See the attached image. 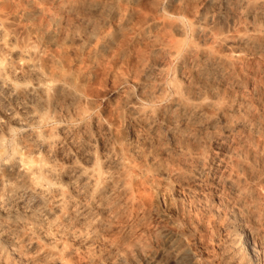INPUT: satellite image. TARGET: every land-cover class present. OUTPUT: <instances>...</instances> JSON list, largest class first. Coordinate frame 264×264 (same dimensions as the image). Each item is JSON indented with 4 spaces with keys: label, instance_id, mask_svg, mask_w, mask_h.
Here are the masks:
<instances>
[{
    "label": "rangeland",
    "instance_id": "rangeland-1",
    "mask_svg": "<svg viewBox=\"0 0 264 264\" xmlns=\"http://www.w3.org/2000/svg\"><path fill=\"white\" fill-rule=\"evenodd\" d=\"M259 1L0 0V17L6 20L5 24L11 31L7 29L15 33L16 38L18 36L20 46L23 43L36 45L37 63L39 68L44 67L41 72L45 69V78L58 79L57 82L67 78L66 86L73 92L62 95L58 101L61 115L72 116H66L64 120L58 115L61 121H49L40 130L47 128L56 133L60 126L68 128L65 133L75 130V149L94 153L98 167L104 170L112 169L109 157L119 153L138 164L133 165L131 172L128 171L131 174L126 172L127 177L124 172L123 177L127 178L126 184L129 180V186H122L115 195L113 193L106 198L107 203L103 205H111L108 208H100L95 200L85 211V218L72 220L75 224L69 222L72 223L70 228L68 224L64 227L52 226L58 233L53 228L54 232L49 233L38 228L40 230L37 229L33 242L38 240L40 247L33 249L32 242H27L22 234L13 237L15 232L10 233L8 236L12 240L8 242L14 244H1L4 248L0 246V264H150L153 259L158 264H177L175 256L184 258L183 264H243L244 261L246 264H264V49L261 48L264 47V9L257 8L255 11ZM240 4L245 5L242 8ZM246 4L249 5L247 9ZM251 32L255 34L252 35L255 41L252 39L250 42L253 44L244 45L247 48L251 45V49L226 50L220 44V39L235 40L246 33L251 36ZM258 35L262 44L256 40ZM252 47L258 49L256 55L257 49ZM203 52L207 57L202 56ZM214 54L222 56L224 61L226 59V68L220 65L226 72L216 68L218 72L214 69L212 74L207 75L215 62H211ZM218 56L215 58H220ZM206 64L210 66L206 68ZM54 73H58L59 77ZM181 96H185L183 102H196L197 106L200 103L207 105L210 100L211 106L215 104L201 111V126L199 122L197 124L198 118L192 110L175 107V98L182 99ZM237 106L243 111H238ZM79 109L82 111L77 113ZM244 110L247 112L245 115ZM83 111L82 123H85L82 125L76 117ZM234 113L238 114L237 117L233 116ZM221 114L224 119L231 118L233 121L226 122L228 125L233 126L236 120L240 127L244 123L243 129L235 131L241 130L240 136L233 132L235 135L231 133L233 135L227 138L229 140L222 139L220 132L224 123H220V119L223 121ZM243 116L249 119H243ZM205 117L208 118L205 120ZM71 118L73 121H69ZM179 118L186 124H181ZM4 124L0 122V126ZM172 124L177 130L171 127ZM186 126H189L188 129ZM217 126L222 128L215 129ZM211 127L212 130H208ZM190 129L195 131V135ZM10 131V137L3 144L9 154L14 140L18 141L22 138L20 134L23 135L14 128ZM73 143L68 146L70 152L67 146L62 147L66 148L63 149L65 152L62 148L58 149L60 154L63 153L61 158L57 155L60 167L70 166L73 160L68 157L79 155V149L78 153L72 151L75 155H71ZM137 146L140 149L136 154L134 147ZM206 156L212 159L208 160ZM79 157H75V162ZM203 161L210 163L207 164L209 167ZM200 167L209 169L204 170V176L194 180L192 173ZM133 169H139L137 177ZM230 176L234 184H230ZM24 198L27 200L28 196ZM24 198L26 207L38 202L36 198L35 201L29 197L34 200V203H29ZM11 203L14 204V200L5 211L17 214ZM42 209L40 212H43ZM16 219L22 221L20 216ZM44 236L51 239L46 241ZM239 244L244 247L242 254L234 252Z\"/></svg>",
    "mask_w": 264,
    "mask_h": 264
},
{
    "label": "bare ground",
    "instance_id": "bare-ground-1",
    "mask_svg": "<svg viewBox=\"0 0 264 264\" xmlns=\"http://www.w3.org/2000/svg\"><path fill=\"white\" fill-rule=\"evenodd\" d=\"M261 1V0H260ZM259 3L258 6H256L253 9H255V11L257 10V8H263L264 9V2L262 1V3ZM249 4V3H248ZM245 6V8L247 9V5ZM255 4V3H254ZM245 4H243L244 6ZM251 5V4H250ZM242 5L240 4V7ZM242 6V8H243ZM249 6V5H248ZM252 8V7H251ZM250 11V8L248 9ZM261 10V9H260ZM259 11V10H258ZM257 11V12H258ZM263 11V10H262ZM248 13V15L250 14V12L246 11ZM246 12H244L246 14ZM252 12V11H251ZM254 12V11H253ZM256 13V12H255ZM259 13V12H258ZM263 12H261L262 14ZM254 14V13H253ZM257 14V13H256ZM2 17V16H1ZM0 17V122L2 124L5 123L4 125L0 126V246H3L2 248H4V245H1L2 243H6L8 242V240H12L10 239V237L8 236L10 233H14L12 234L13 237L16 234H22L23 238L26 239L27 242H32L31 246L33 247V249L35 247H40L39 241L37 240V242H33L35 240V233H37L38 230H42L46 229L49 233V231H52L51 228H53L52 226L54 225H59L61 227L67 226L69 227V222L72 223H76L73 222L72 220H78V219H83L85 218L84 213H86L85 211L88 209L89 210V205L91 204V202L97 200V202L100 204V208L101 206H104L103 204L105 203V200L108 196H112V194L114 193V195L116 194V191H120L122 189V186H129L128 185V181L126 184V179H124L123 175L124 172H128L133 168V165H138L136 163L133 162V160L131 159H125L123 158L122 154L119 155L116 152V156H112L109 157V163L112 164V169L110 170H104L102 168H99L97 165V161L95 156L93 155L94 153H85L84 149L78 148L80 150L79 155H80V159L78 160V162L76 161L77 156H79L77 154V156L74 153H78V149H75L76 145L74 146L73 140H75L76 138V134H74V131L71 132L69 130V132L71 133H65L67 132L66 130H68V128L66 129L65 127L58 128L59 131L58 132H53L50 129H43L40 130V128L44 125H47L49 123V121H61L62 118H66V116H62L61 112L59 111L58 108V101H60V97L62 95H69L71 94V90L66 86V82L67 81L65 78V80L59 79L60 82L54 81V79L49 80V78H45V69L43 71V73L41 72V70H43L42 68H44L43 66H41L42 68H39L38 65V59L37 58V54L36 51L37 49H35V47L30 46L28 44L30 43H23L22 46H20L21 44L18 43V36L17 38L14 36L16 35L15 33L12 34V32H10L11 30L8 28V26L6 25L7 22L6 20L4 21V18ZM6 23V24H5ZM7 26V27H6ZM10 30H8V29ZM252 30V29H251ZM250 32V31H248ZM252 33V32H251ZM251 36H248L246 34L245 35H241V36H245L246 38L243 37H238L235 40H229V39H223V40H219L221 41V45H223L225 47L226 50H238V51H244L246 49H244V45L248 44L250 42V40H254L255 38L252 35L255 34H251ZM257 35V34H256ZM251 37V38H248ZM253 37V38H252ZM258 36H256V40H258ZM48 38V37H47ZM262 38V37H261ZM25 41V40H24ZM262 41V40H260ZM258 43H261V42ZM264 41V38H263ZM250 44H253L250 42ZM254 44H256L257 46V42H254ZM262 44V43H261ZM259 45V44H258ZM264 46V44H262ZM261 45V46H262ZM222 46V47H223ZM251 45H248L247 49H251L250 47ZM259 50L262 48L264 49V47L260 48V45L258 46ZM254 48V47H252ZM257 49V48H254ZM255 50V55L256 52L258 51ZM249 52V50H247ZM251 51V50H250ZM261 51V50H260ZM259 51V52H260ZM205 52V51H204ZM204 52L202 53V56H206L207 54L209 55V53L207 52V54L205 55ZM252 52V51H251ZM254 52V50H253ZM262 52V51H261ZM260 52V53H261ZM258 53V52H257ZM259 53V54H260ZM41 54V53H40ZM212 54V53H211ZM210 54V55H211ZM253 55V54H252ZM42 56V55H41ZM213 57H211L213 59V61L211 60V62H214V64H212L210 66L207 65L206 68H208V66H210V68L208 69V74H212L211 71L212 70H216V68L218 69H223L222 67L224 66V63L226 61H224V58H215L217 57L215 54L213 55ZM40 57V55H38V58ZM207 57V56H206ZM41 59H39L40 61ZM43 62H41L42 64ZM203 63V62H202ZM223 63V64H222ZM40 64V63H39ZM40 64V65H41ZM228 63H226L227 65ZM220 65L222 66L220 68ZM215 67V68H214ZM226 68V67H225ZM225 68L222 70L223 72L225 71ZM196 69V68H195ZM197 70V69H196ZM203 70V69H202ZM204 69V73H205ZM220 70V72H221ZM49 71V70H48ZM198 71V70H197ZM196 72V71H195ZM213 72V71H212ZM215 72V71H214ZM216 72H218V70H216ZM219 72V73H220ZM226 72V71H225ZM62 72H60V75ZM199 73V71H198ZM202 73V72H201ZM58 74V73H57ZM57 74H53V75H57ZM222 74V73H221ZM194 75V74H192ZM214 75V74H213ZM217 74H215L214 76L216 77ZM223 75V74H222ZM48 76V75H47ZM52 76V75H51ZM201 76V75H200ZM206 76V75H205ZM220 76V75H219ZM49 77V76H48ZM57 77H59L57 75ZM210 77V76H209ZM213 77V76H212ZM218 77V75H217ZM54 78V77H52ZM206 77H204L205 79ZM222 78V76H221ZM207 79V78H206ZM215 79V78H214ZM220 79V77H219ZM211 80V79H210ZM210 82V81H209ZM70 83V82H69ZM212 84V83H211ZM193 88V87H192ZM205 88V87H204ZM208 88V87H207ZM189 90H191L189 88ZM207 90V89H206ZM200 91V90H199ZM203 91V90H202ZM177 92V91H176ZM201 92V91H200ZM69 93V94H68ZM73 93V92H72ZM178 94V93H176ZM183 94V93H182ZM74 95V94H73ZM185 95V94H184ZM214 95V94H213ZM212 95V96H213ZM177 97V96H176ZM180 95H178L177 98H179ZM185 97V96H184ZM181 96L182 99H177L175 98V102L173 103L175 105V107L178 108H182V110L185 109H190L192 110L191 112L195 115L197 118L195 120H197V124L200 121L199 117H201V111L207 106V108H209V106H211L210 104H212V101H207V105H200L197 106L195 105L196 102L191 103L189 100V104L187 102H183V98ZM197 97V95H196ZM68 98H71L70 96H68ZM74 98V97H73ZM188 98V97H187ZM212 98V97H211ZM216 98V97H215ZM193 99V98H192ZM80 100V99H79ZM186 100V99H185ZM208 100V99H206ZM70 101V99H69ZM81 101V100H80ZM187 101V100H186ZM204 101V98L203 100ZM63 102V101H62ZM72 102V101H71ZM71 102H69L71 104ZM210 102V103H208ZM216 102V101H215ZM77 103V102H76ZM195 103V104H194ZM198 103V102H197ZM203 103V102H202ZM75 104V102H74ZM129 104V103H128ZM172 104V103H171ZM214 104V103H213ZM238 104V103H237ZM236 104V105H237ZM62 105V104H61ZM77 105V104H76ZM195 105V106H193ZM215 105V104H214ZM214 105H212L211 107H213ZM68 106V105H66ZM65 106V107H66ZM75 106V105H74ZM80 106V105H78ZM77 106V108H78ZM218 106H220L218 104ZM242 106V104H241ZM69 107V106H68ZM229 107V106H228ZM234 107V106H233ZM232 107V108H233ZM239 107V106H237ZM64 108V106L62 107ZM178 108H175L176 110ZM235 109L236 106L234 107ZM233 108V109H234ZM58 109V110H57ZM72 109V106H71ZM83 109V108H81ZM132 109V108H131ZM174 109V108H173ZM206 109V108H205ZM229 109V108H228ZM232 109V110H233ZM225 110V109H224ZM73 111V109H72ZM77 113L79 111L82 110H76ZM84 111H86L84 109ZM80 112L78 114V116L76 117V119L78 121H83V118L85 116V112ZM152 111V110H151ZM179 111V109H178ZM177 111V112H178ZM195 111V112H194ZM220 111V109H219ZM218 111V112H219ZM223 111V110H221ZM229 111V110H228ZM238 111L240 110V107L238 108ZM243 111V109H242ZM241 111V112H242ZM58 112V113H57ZM65 112V111H64ZM69 112V111H68ZM136 112V111H135ZM148 112V111H147ZM176 112V113H177ZM206 113V111H204ZM203 112V115H204ZM233 112H235L233 110ZM71 113V112H70ZM87 113V112H86ZM89 113V112H88ZM179 113V112H178ZM184 112H181V114ZM188 113V112H185ZM222 113V112H221ZM230 113V112H229ZM239 113V112H238ZM244 115L245 113L247 114V112L244 110ZM149 114V113H148ZM180 114V115H181ZM207 114V113H206ZM217 114V113H216ZM242 114V113H241ZM58 115H61L58 116ZM72 116V114H69ZM68 115V116H69ZM75 115V114H73ZM88 115V114H87ZM136 115V113L134 114ZM137 115H140V113H138ZM143 115V114H142ZM146 115V114H145ZM153 115V114H152ZM186 115V114H185ZM191 115V114H190ZM223 116V121L220 119V123H224L222 126H217L215 127H221L222 131L220 132V136H222L223 140H229L227 139L230 135H233L234 133L237 135V133L239 134L238 136H240V131L235 132L236 130H238L239 128H244V123L243 126L240 127L239 124H237V120H236V124L232 123L233 126H231V124L226 123L229 122V120L231 119H227L228 121H226V119H224V115L221 114ZM232 115V113H231ZM237 117L238 114L234 113L233 116ZM67 116V117H68ZM144 116V115H143ZM143 116H140L143 118ZM192 116V115H191ZM209 116V115H208ZM221 116V117H222ZM229 116V115H228ZM232 116V117H233ZM242 116V115H241ZM249 116V115H248ZM61 120H60V118ZM140 117H139V121H140ZM146 117V116H145ZM181 117V116H180ZM183 117V116H182ZM194 117V116H192ZM191 117V118H192ZM235 117V118H236ZM239 117V116H238ZM248 118L247 116H243ZM250 117V116H249ZM203 118V117H202ZM200 118V119H202ZM208 117H205V120ZM234 118V119H235ZM245 118V119H246ZM75 119V121H76ZM136 119V118H135ZM146 119V118H145ZM148 119V117H147ZM180 119V118H179ZM189 119V118H187ZM212 119V118H211ZM214 119V118H213ZM212 119V120H213ZM219 119V118H218ZM238 119V118H237ZM249 119V118H248ZM247 119V120H248ZM68 120V119H67ZM73 121V119L71 118L69 121ZM194 120V121H195ZM241 120V118H240ZM145 121V120H144ZM157 121V120H156ZM161 121V120H160ZM170 121V120H169ZM168 121V122H169ZM181 124H186V121L184 122L183 120H181ZM204 121V118L203 120ZM210 121V119H209ZM231 121V120H230ZM244 121V120H243ZM143 122V121H142ZM155 122V121H154ZM172 122V120H171ZM178 122V121H177ZM188 122V120H187ZM189 122H193L189 119ZM196 122V121H195ZM208 122V121H207ZM233 122V121H231ZM246 122V120L244 121ZM56 123V122H55ZM59 123V122H58ZM62 123V122H60ZM65 123V122H64ZM75 123V122H74ZM85 123V122H84ZM82 123V125L84 124ZM87 123V122H86ZM141 123V122H140ZM146 123V122H145ZM144 123V124H145ZM149 123V122H148ZM152 123V122H151ZM170 123V122H169ZM168 123V124H169ZM175 122L173 121V124ZM180 124V122H178ZM201 123L203 122H199L200 126L202 125ZM206 123V122H205ZM239 123V122H238ZM247 123V122H246ZM251 123V122H250ZM79 124V122H78ZM167 124V122H166ZM164 123V126L166 125ZM167 124V125H168ZM172 124V128L175 130H177V128L173 127ZM180 124V125H181ZM197 124H194L195 126ZM198 124V125H199ZM213 124V123H211ZM219 124V122H218ZM248 124V123H247ZM65 125V124H64ZM141 125V124H140ZM150 125V124H148ZM161 125V124H160ZM170 125V124H169ZM168 125V126H169ZM175 125V124H174ZM190 125V123H189ZM192 126H194L193 124H191ZM205 125V124H204ZM235 125V126H234ZM242 125V124H241ZM80 126V125H78ZM88 126V124H87ZM153 126V125H152ZM166 126V128L168 127ZM176 126V125H175ZM179 125L177 124L176 127H178ZM184 126V125H183ZM182 126V127H183ZM206 126V125H205ZM208 126V124H207ZM252 126V125H251ZM170 127V129H171ZM187 127V126H186ZM189 127V126H188ZM187 127V129H188ZM191 127V126H190ZM199 127V126H198ZM197 127V128H198ZM17 129L20 130L22 134H20V137H22L21 139H17L14 140V143H12V147L10 146L11 149V153H7V150H5L4 145L5 142L4 140L10 137V130L12 129ZM36 128H39L36 129ZM44 128V127H43ZM77 128V127H76ZM80 128V127H79ZM164 128V127H163ZM169 128V127H168ZM179 128V127H178ZM196 128V129H197ZM200 128V127H199ZM213 127L209 128L208 130H212ZM242 128V129H243ZM66 129V130H65ZM169 129V130H170ZM184 129V127H183ZM207 129V128H206ZM246 129V128H245ZM250 129V128H249ZM72 130V129H71ZM84 130V129H83ZM181 130V129H180ZM179 130V131H180ZM191 132H193V134L195 135V131H192L193 129H190ZM198 130V129H197ZM200 130V129H199ZM79 131V130H78ZM188 131V130H187ZM204 131V130H203ZM216 131V130H213ZM243 131V130H242ZM13 132V131H12ZM77 132V130H76ZM168 132V131H167ZM171 131H169V134ZM176 132V131H175ZM189 132V131H188ZM234 132V133H233ZM252 134V131H250ZM174 133V132H173ZM181 133V132H180ZM179 133V134H180ZM183 133V132H182ZM187 133V132H186ZM197 133V132H196ZM204 133V132H203ZM213 133V132H212ZM215 133V132H214ZM233 133V134H231ZM12 134V133H11ZM79 134V133H78ZM81 134V133H80ZM149 134V133H148ZM211 134V133H210ZM209 134V136H210ZM234 134V135H235ZM245 134V133H244ZM254 134V133H253ZM22 135V136H21ZM76 135V136H75ZM82 135V134H81ZM184 135V134H183ZM190 135V133H189ZM202 135V134H201ZM214 135V134H213ZM217 135V134H216ZM142 137V135H140ZM152 136V135H151ZM171 136V135H170ZM169 136V138H170ZM186 136V135H185ZM208 136V137H209ZM219 136V135H218ZM219 136V137H220ZM147 137V136H146ZM145 137V138H146ZM200 137V136H199ZM215 138V135L213 136ZM242 137V136H241ZM85 138V137H84ZM138 138V136H137ZM187 138V137H186ZM191 138V137H190ZM218 138V137H216ZM82 142V138H80ZM89 139V138H88ZM149 140V138H147ZM189 139V138H188ZM219 139V138H218ZM77 140V138H76ZM139 140V139H138ZM141 140V138H140ZM146 140V139H145ZM159 140V139H158ZM222 140V141H223ZM78 141V142H79ZM150 141V140H149ZM153 142V140H151ZM175 141V140H174ZM221 141V140H219ZM221 141V142H222ZM8 142V141H7ZM74 146V149H71V152L73 154L71 155H75V157H68L70 159V166L66 167H60L59 163H58V159H57V155H60L61 158V154L63 153H59L58 149L62 148L63 146H71L72 143ZM76 142V141H74ZM93 142V141H92ZM159 142V141H158ZM215 142V141H214ZM217 142V141H216ZM215 142V143H216ZM220 142V143H221ZM218 143V142H217ZM224 143V142H223ZM77 144V142H76ZM79 144V145H78ZM77 145L80 146L82 148V146L80 145V143H78ZM85 144V143H84ZM155 144V143H154ZM6 145L8 146L9 144L6 143ZM92 145V144H91ZM141 146V145H140ZM86 147V146H85ZM153 147V146H152ZM225 147V146H224ZM65 148V147H64ZM62 148V150L64 149ZM72 148V147H71ZM87 149V148H85ZM92 149V148H91ZM90 149V150H91ZM140 148L134 147V153H138ZM167 149V148H165ZM220 149V148H219ZM66 150V148L64 149ZM63 150V151H64ZM68 150L70 152V149L68 147ZM76 150V151H75ZM94 150V149H93ZM10 151V149H9ZM109 151V150H108ZM142 151V149H141ZM167 151V150H166ZM207 152V150H205ZM62 152V151H61ZM65 152V151H64ZM86 152H88L86 150ZM90 152V151H89ZM131 152V151H130ZM165 152V151H164ZM215 152V151H214ZM212 151V153H214ZM221 152V151H220ZM109 153V152H108ZM133 153V152H132ZM166 153V152H165ZM164 153V154H165ZM168 154V153H167ZM208 154V153H207ZM66 155V153H65ZM70 155V156H71ZM105 155V154H104ZM132 155V154H131ZM130 155V157H131ZM162 155V154H161ZM216 155V154H215ZM111 156V155H110ZM126 156V155H124ZM129 156V155H128ZM134 156V154H133ZM160 156V154H159ZM203 156V153H202ZM205 156V154H204ZM203 156V157H204ZM212 155H210L211 157ZM217 156V155H216ZM65 157V158H66ZM97 157V156H96ZM157 157V156H156ZM155 157V160H156ZM202 157V158H203ZM209 156H206V159H208ZM214 158H217L213 155ZM59 158V157H58ZM59 158V159H60ZM67 158V159H68ZM139 159V157H137ZM141 158V157H140ZM154 158V157H153ZM151 157V159H153ZM197 158V157H196ZM200 158H201V154H200ZM219 158V157H218ZM63 159V158H62ZM69 159L67 161H69ZM75 159V160H74ZM133 159V158H132ZM137 159V160H138ZM150 159V160H151ZM198 159V158H197ZM205 159V158H204ZM212 159V158H210ZM208 159V160H210ZM65 160V159H64ZM99 161V159H97ZM154 160V161H155ZM220 160V159H219ZM101 161V160H100ZM99 161V162H100ZM105 161V160H103ZM136 162V160H135ZM68 163V162H67ZM66 163V165H68ZM109 163L108 166H111ZM204 163V161H203ZM206 163V161H205ZM204 163V164H205ZM217 163V162H216ZM215 163V164H216ZM63 164V163H62ZM104 164V163H103ZM203 164V165H204ZM210 165V163H207ZM205 164V166L207 165ZM213 164V163H212ZM209 165H207L209 167ZM139 167V166H137ZM192 167V166H191ZM212 167V166H210ZM214 167V166H213ZM108 168V167H107ZM209 169V168H208ZM205 169L204 167H200L198 168L196 171H194L192 174H194L193 179H198L200 176L203 175L204 170H208ZM211 169V168H210ZM113 170V172H112ZM187 170V169H186ZM189 170V169H188ZM133 171H136L135 169H133ZM132 171V172H133ZM139 172V169L137 170ZM137 171L135 172V175L137 173ZM141 171V170H140ZM232 171V170H231ZM234 171V170H233ZM131 172V171H130ZM128 172V173H130ZM177 172V171H176ZM186 172V171H185ZM191 172V171H190ZM208 172V171H207ZM126 173V177L127 174ZM233 173V172H232ZM236 173V171L234 172ZM131 174V173H130ZM134 174V173H133ZM132 174V175H133ZM139 174V173H138ZM143 174V173H142ZM180 174V172H179ZM237 174V173H236ZM187 175V174H186ZM238 176L240 175L239 173L237 174ZM131 176V175H129ZM138 175H136L137 177ZM172 176V175H171ZM178 176V175H177ZM204 176V175H203ZM210 176V174H209ZM235 176V174H234ZM206 177V176H205ZM174 178V177H173ZM189 178V177H188ZM231 180V176L229 177ZM234 178V177H233ZM236 178V176H235ZM131 179V177H130ZM192 179V180H193ZM202 179V178H201ZM238 177L235 179L237 180ZM204 180V179H203ZM229 180V181H230ZM197 181V180H196ZM202 181V180H201ZM228 181V182H229ZM234 181V179H233ZM232 180L230 181L233 182ZM227 182V181H226ZM235 182V181H234ZM233 182V184H234ZM238 182V181H237ZM191 184V183H190ZM194 184V183H193ZM227 184V183H226ZM237 184V183H236ZM119 185V186H118ZM188 185V184H187ZM125 186V187H127ZM189 186V185H188ZM236 187V186H235ZM234 187V188H235ZM236 189V188H235ZM128 190V188H127ZM124 191V190H123ZM122 193V192H121ZM118 194V193H117ZM121 195V194H120ZM24 196H28L29 203H34V200H30L29 197L31 199H37L38 202H35V204H32L33 206H30L28 203V207H26L27 205L25 204V202L23 201ZM110 196V197H111ZM117 196V195H116ZM27 198V197H26ZM116 198V197H115ZM114 198V199H115ZM25 199V198H24ZM88 199V200H87ZM11 200H14V204L11 203V205L15 206V210L19 213L16 214L14 212H6V208L8 206H10V202ZM25 199V201H27ZM110 202V201H109ZM87 203V204H86ZM89 203V204H88ZM98 203H95L96 205ZM107 203V202H106ZM105 203V204H106ZM94 204V203H93ZM92 205V204H91ZM108 206L111 205H107L104 206V208H108ZM13 207V206H12ZM43 207V209H42ZM88 207V208H87ZM91 207V206H90ZM98 207H96L95 209H97ZM98 208V209H100ZM105 208V209H106ZM12 209V208H11ZM10 209V210H11ZM14 209V208H13ZM41 209L43 210V212H40ZM94 209V208H93ZM9 210V209H8ZM7 210V211H8ZM103 210V209H102ZM94 211V210H93ZM21 212V213H20ZM40 214H39V213ZM101 212V210H100ZM103 212V211H102ZM101 212V213H102ZM107 212V211H106ZM90 213V212H89ZM87 214V213H86ZM104 214V213H103ZM101 215V214H100ZM22 221L18 222V220L16 218H19ZM83 217V218H82ZM87 217V216H86ZM94 217V216H93ZM233 217V216H232ZM88 218V217H87ZM89 219V218H88ZM16 220V221H15ZM86 220V219H85ZM245 220V219H244ZM81 221V220H80ZM83 222V221H82ZM237 222V221H236ZM72 223L70 225H72ZM234 224V223H233ZM232 224V225H233ZM79 225V224H78ZM82 226H84L83 224H81ZM91 225V222H90ZM231 225V224H230ZM57 226H54L57 227ZM72 227V226H71ZM78 227V226H77ZM40 228V229H38ZM53 228V230H55ZM60 228V227H59ZM67 228V227H66ZM70 228V227H69ZM74 228V226H73ZM72 228V229H73ZM80 228V226H79ZM228 228V227H227ZM244 228V227H243ZM36 229V232H35ZM38 229V230H37ZM51 229V230H50ZM57 229V228H56ZM68 229V228H67ZM230 229V228H229ZM232 229V228H231ZM62 230V229H61ZM70 230V229H69ZM80 230V229H79ZM236 229H234L233 232H235ZM74 231V230H73ZM41 232V231H40ZM41 232V234H42ZM54 232V231H52ZM56 232V230H55ZM61 232V231H60ZM88 232V231H87ZM58 233V231L56 232ZM64 233V232H63ZM76 233V232H75ZM81 233V232H80ZM39 234V233H38ZM47 234V233H44ZM74 234V233H73ZM235 234V233H234ZM236 234L238 235V233L236 232ZM40 235V234H39ZM49 235V234H47ZM67 235V234H66ZM80 235V234H79ZM83 235V234H82ZM2 236H5L2 238ZM18 236V235H17ZM42 236V235H41ZM55 236V235H54ZM61 236V235H59ZM63 236V235H62ZM75 236V235H74ZM169 236V235H168ZM234 236V235H233ZM232 236V237H233ZM243 236V235H242ZM49 237V236H48ZM51 237V236H50ZM173 237V235H172ZM237 237V236H236ZM234 237V239L236 238ZM17 238V237H16ZM174 238V237H173ZM20 239V237H19ZM48 239L47 236L45 238L44 236V240ZM51 239V238H50ZM48 239V240H50ZM57 239V238H56ZM60 239V238H59ZM169 239H171L169 237ZM22 240V239H21ZM42 240V239H40ZM43 240V241H44ZM173 240V239H171ZM241 240V239H240ZM25 241V240H22ZM47 241V240H46ZM56 241V240H54ZM27 242H22V243H27ZM173 242V241H172ZM175 242V240H174ZM9 244L11 242H8ZM7 243V244H8ZM42 243V242H41ZM240 243V242H239ZM11 244H14L13 242ZM28 244V243H27ZM46 244V243H45ZM52 244V243H51ZM50 243L48 245H51ZM172 244V243H171ZM176 244V243H175ZM178 244V243H177ZM232 244V242H231ZM238 244V242H237ZM16 245V244H15ZM21 245V244H20ZM43 245V244H42ZM233 245V244H232ZM239 245H236L234 252L236 251L237 253H241L243 251H241L244 247L241 248ZM245 245V244H244ZM14 246V245H13ZM24 246V245H23ZM171 246V245H170ZM225 246V245H224ZM246 246V245H245ZM11 247V245H10ZM30 247V246H29ZM45 247V246H44ZM174 247V246H173ZM1 248V249H2ZM6 248L8 249V247L6 246ZM16 248V247H15ZM28 248V247H25ZM169 248V247H168ZM167 248V249H168ZM181 248V246H180ZM229 248V247H228ZM246 248V247H245ZM22 249V248H21ZM37 249V248H36ZM35 249V250H36ZM47 249V248H45ZM173 249V248H172ZM12 250V249H11ZM28 250V249H27ZM41 250V248H40ZM2 251V250H1ZM6 251V250H5ZM50 251V249H49ZM4 252V251H3ZM8 252V251H7ZM24 252V251H23ZM169 252V251H168ZM178 252V251H177ZM180 252V251H179ZM21 253V252H20ZM53 253V252H51ZM166 253V252H165ZM174 253V252H172ZM181 253V252H180ZM16 254V253H15ZM19 254V253H18ZM43 254V253H42ZM47 254V253H46ZM58 254V253H56ZM164 254V253H163ZM167 254V253H166ZM236 254V253H235ZM242 254V253H241ZM22 255V254H20ZM173 255V254H172ZM171 255V256H172ZM175 255H178L177 253ZM163 256V255H162ZM174 256V255H173ZM238 256V255H237ZM241 256V255H240ZM249 256V255H248ZM170 257V256H169ZM243 257V256H242ZM247 257V256H246ZM152 258V257H151ZM233 258V257H232ZM153 259V258H152ZM169 259V258H168ZM184 258H178V256H175V261L177 262V264H183V260ZM188 259V258H187ZM151 260V259H150ZM149 260V261H150ZM158 260V259H157ZM167 260V259H166ZM173 260V259H172ZM239 260V259H238ZM164 261V260H163ZM168 262V261H167ZM185 262V261H184ZM187 262V261H186ZM243 262V261H241ZM251 262V261H250ZM233 263V262H232ZM238 263V262H237ZM240 263V261H239ZM245 263V261H244ZM243 263V264H244ZM150 264H158V262L151 261ZM169 264V263H168ZM185 264V263H184ZM242 264V263H240ZM246 264V263H245Z\"/></svg>",
    "mask_w": 264,
    "mask_h": 264
}]
</instances>
